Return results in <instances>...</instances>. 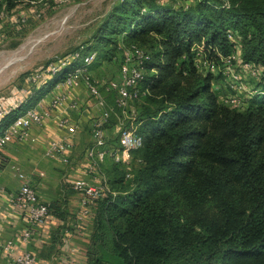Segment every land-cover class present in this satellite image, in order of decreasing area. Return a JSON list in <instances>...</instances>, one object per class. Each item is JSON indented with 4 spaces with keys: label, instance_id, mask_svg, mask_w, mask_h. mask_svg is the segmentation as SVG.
I'll use <instances>...</instances> for the list:
<instances>
[{
    "label": "trees",
    "instance_id": "trees-1",
    "mask_svg": "<svg viewBox=\"0 0 264 264\" xmlns=\"http://www.w3.org/2000/svg\"><path fill=\"white\" fill-rule=\"evenodd\" d=\"M38 1L0 0V17ZM94 39L98 58L137 46L150 60L134 102L144 144L130 167L101 165L88 264H264V0H118ZM198 46L262 68L244 111L219 102ZM44 84L24 83L30 103Z\"/></svg>",
    "mask_w": 264,
    "mask_h": 264
},
{
    "label": "built area",
    "instance_id": "built-area-1",
    "mask_svg": "<svg viewBox=\"0 0 264 264\" xmlns=\"http://www.w3.org/2000/svg\"><path fill=\"white\" fill-rule=\"evenodd\" d=\"M225 6L229 7L227 3ZM230 38L232 39V36ZM82 50H85L84 47ZM82 50L65 56L59 61L50 62L27 77L25 85L44 81V86L53 82L52 85H56L58 88L59 84H56V81L60 76H65L61 82L64 91L52 94L48 101L40 100L34 106L28 107L23 114L17 115L11 124L0 132V177L2 175L1 166L5 162L3 156L5 148L15 142L36 143L32 134L33 128L42 127L50 120L56 122L60 136L48 142L44 155L50 160L68 161V155L74 149L75 139L79 132V127L72 117L81 109V103L75 93L85 88L89 96L94 99V107L101 109L100 115L94 119L92 124V145L86 153L89 161L88 172L98 178V183L96 185L84 181H69L68 183L75 192L81 194L82 214L88 215L89 210L95 208V202L109 191L106 178L101 172L102 163L107 158H111L115 163L130 167L131 153L141 149L144 144L143 136L138 131L139 124L135 123L137 111L134 109L131 110L129 117L130 126L119 132L117 147L109 144L106 127L111 116L110 111L105 107L100 88H103L108 94H113L114 107L121 110L122 115L126 116L130 103L141 101L147 94V91L139 89V85L144 76V64L150 60V54L137 46L125 48L120 66V80L100 87L90 74V69L98 55L96 52L84 54ZM195 50L197 56H200V53L203 54L201 47L198 46ZM238 60L237 53L228 57H220L221 73L227 80L229 89L235 94L225 101V105L237 110L242 108L248 98L255 94L254 90H250L243 84L240 75L236 73L234 65ZM240 64L255 79L261 76L262 68L242 61ZM25 85L21 90L20 97L10 104H0V124L9 114L21 110L29 103L33 92L28 90ZM237 94H245L248 98L244 100ZM10 169L21 181V186L13 192H6L0 186V194L5 196L7 204L22 215L27 228L21 233L19 240L27 244L33 238L35 230L41 228L47 221L50 208L49 204L40 199L30 176H26L15 165H12ZM16 242L15 239L6 241L0 239V251L8 256L12 264H37V256L34 252L14 251ZM64 264L74 263L67 260Z\"/></svg>",
    "mask_w": 264,
    "mask_h": 264
},
{
    "label": "rangeland",
    "instance_id": "rangeland-1",
    "mask_svg": "<svg viewBox=\"0 0 264 264\" xmlns=\"http://www.w3.org/2000/svg\"><path fill=\"white\" fill-rule=\"evenodd\" d=\"M117 2L118 0L38 1L27 6H19L11 13L1 15L0 104H10L20 97L26 76L36 70H40L46 64L59 61L65 56L82 50L83 47L87 49L82 50V53H92V50H95L94 36L106 15ZM237 55L239 57L238 51ZM121 63L122 53L113 52L111 55H106L100 52L99 58L97 57L96 62L90 69V74L99 83L100 87L110 82H118L120 80ZM240 63L241 59L239 57L238 62L234 65L236 73L240 75L243 84L247 88L250 90L256 89L257 79L243 69ZM197 66L200 72L204 74L211 73L213 90L218 94L219 102L225 105V101L235 94L229 89L227 80L221 73V64L218 65L208 60L205 55L200 53V56L197 57ZM52 83L45 86L43 91L56 88V85H52ZM60 83L58 79L56 84L61 85L62 83ZM100 91L105 101V107L110 111L111 116L107 124L108 128H106L108 129V141L109 144L116 145L119 132L123 128L130 126L131 120L129 117L131 110L137 109V103L131 102L127 115L124 116L114 107L113 94L106 93L103 88H100ZM40 94H42V97L38 98V100L48 101L45 100L47 93L40 92ZM85 94L87 98H84L83 95ZM75 95L81 103L80 112L83 113L82 116L86 115L88 117L87 114L92 112H90L87 104L92 98L85 88L78 90ZM237 96L244 100L248 98L245 94H237ZM38 100L27 103L21 110L17 111V115L23 114L28 107L34 106ZM247 106L248 102L239 110L244 111ZM95 108L97 109V107ZM89 135L87 133L85 138L79 140L75 149L76 159H81L85 149L92 145V138ZM22 144L25 148H21L19 157L23 160L26 155H29L27 159L31 160L29 163L26 162V164L18 163L26 170V173L31 175L30 178L34 180V186L38 188H36L37 191L53 192L54 194L56 192H73L72 188H69L65 183L64 170L54 166V162L45 160L42 153L30 151L31 147L28 146L30 143ZM109 159L107 158L102 163L103 168L110 166L112 161ZM12 165L19 166L18 164ZM9 171L18 180V186L20 187L21 181L15 175V172ZM10 173L6 176L13 180ZM7 177L4 178L8 179ZM17 182L14 181V187L17 186ZM35 182H37L36 185Z\"/></svg>",
    "mask_w": 264,
    "mask_h": 264
},
{
    "label": "crops",
    "instance_id": "crops-1",
    "mask_svg": "<svg viewBox=\"0 0 264 264\" xmlns=\"http://www.w3.org/2000/svg\"><path fill=\"white\" fill-rule=\"evenodd\" d=\"M51 91L52 92L48 93L45 97V100H49L52 94L56 92L64 91V88L62 85H58V88L56 87ZM78 95L81 96L80 93H78ZM83 96L87 98L86 94ZM94 104L93 99L87 104L90 112H92L91 114H87L88 117H86V115L82 116V112H78L74 116L72 115L74 122L79 127V132L75 139V147L68 155L69 159L67 162L62 160H50L44 155L48 142L60 136L54 120L46 122L42 127H34L32 130L36 143H30L28 146L31 148L28 149L33 152L42 153L45 160L47 159L54 162V166L60 170H64V180L69 188H71V185L68 183L69 181H84L92 185L98 183V178L88 172L89 161L86 157V153L90 147L85 149L81 159L75 158V149L78 146L79 140L85 138L87 133H89V136L92 138V124L94 119L101 113V109H96ZM107 131L108 129H106V132ZM21 148H25V146L22 143L15 142L9 144L3 151L5 162L1 166L2 175L0 177V186L4 188L6 192H13L19 187L18 180L9 171L11 170L10 166H12V164L19 165L18 162L26 164V162L29 163L31 160L27 159L29 155H26L23 160L19 157ZM19 168L26 176H31L26 173V170H24L22 166ZM8 172L12 174L13 180L17 182L16 187L13 185L14 181L6 176L9 175ZM4 177H7L9 180ZM32 183L34 185L33 179ZM36 184L37 182H35V185ZM37 192L43 202L49 205H52L53 202L57 212L61 211L66 213L65 216L61 219V217L56 215V210L55 213L52 210L45 224L41 228L36 229L33 238L25 244L19 240V236L27 228L23 217L19 212L7 204L5 196L0 194V239L4 241L10 239L17 240L14 251L34 252L37 256V264H64L67 260L72 261L74 264H88L87 247L93 230L94 209L91 211L89 210L88 215H83L81 194L74 190L73 192H56L55 194L53 192ZM0 264H12L8 256L1 251Z\"/></svg>",
    "mask_w": 264,
    "mask_h": 264
},
{
    "label": "bare ground",
    "instance_id": "bare-ground-1",
    "mask_svg": "<svg viewBox=\"0 0 264 264\" xmlns=\"http://www.w3.org/2000/svg\"><path fill=\"white\" fill-rule=\"evenodd\" d=\"M28 48V47H27ZM18 52V51H17ZM9 62V61H8ZM11 63V62H10ZM8 65V64H7Z\"/></svg>",
    "mask_w": 264,
    "mask_h": 264
}]
</instances>
